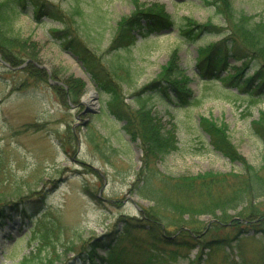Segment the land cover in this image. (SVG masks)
<instances>
[{
  "label": "rangeland",
  "instance_id": "obj_1",
  "mask_svg": "<svg viewBox=\"0 0 264 264\" xmlns=\"http://www.w3.org/2000/svg\"><path fill=\"white\" fill-rule=\"evenodd\" d=\"M41 1L52 14L37 18L31 3L28 13L22 12L16 20L15 29L27 40L26 49L0 51V219L6 215L0 227V264H19L24 259L46 264L49 257H60L55 258L56 264H87V252L81 250L91 248L90 240L111 239L110 233L122 231L120 219L142 218L155 202L139 193L140 186L164 188L162 176L177 179L213 173L234 183L232 173L240 171L242 164L216 150L200 126V116L225 128L236 150L264 177V139L255 132V122L264 120V95H255L251 102V93L234 88L239 96L234 95L219 80H207L198 73V50L222 39L218 32L225 28L212 4L139 0L166 14L173 24L150 34L135 30L136 42L128 51L113 50L110 44L117 23L135 10L133 0ZM232 1L237 12L264 21V0ZM77 5L79 13L74 12ZM189 19L211 20L219 29L189 41L181 34ZM64 27L70 31L68 37L74 36L71 46L54 34ZM174 51L176 66L190 76L189 91L198 103L182 106L170 96L145 88L168 65ZM80 56L90 64L96 61L98 80ZM15 57L21 64H13ZM32 67L37 75L29 72ZM108 78L119 85L128 111L138 109L142 98L153 119L164 127L162 131L176 139L177 148L153 160L150 167L143 157L139 127V136L133 139L125 121L109 111L111 94L100 85ZM88 79L98 92L93 104L82 102L89 90ZM87 107L95 112H84ZM246 204L245 209L242 204L229 208L226 220L220 218L222 211L190 217L185 228L203 232L199 239L205 245L210 242V247L160 244V252L151 257L146 227L132 231L141 248L125 243L124 253L134 261L152 259V264H264V231L245 226ZM254 206L259 214L264 212V197L259 193ZM161 214L162 226L169 227L164 230L166 236L183 243L179 227L169 223L179 215ZM232 218L240 220L238 226L244 229L237 239L238 226L230 224ZM99 250L105 255L106 250Z\"/></svg>",
  "mask_w": 264,
  "mask_h": 264
},
{
  "label": "trees",
  "instance_id": "obj_2",
  "mask_svg": "<svg viewBox=\"0 0 264 264\" xmlns=\"http://www.w3.org/2000/svg\"><path fill=\"white\" fill-rule=\"evenodd\" d=\"M74 1L78 2V0ZM138 1L133 0L135 10L132 14L124 16L117 23V34L110 44L113 50L122 48L129 51L130 47L136 42L135 30H143V34H150L161 31L164 25L166 26L165 28L171 26L173 21L166 14L148 8L145 4H141ZM205 1L212 4L216 13L224 19L225 28L224 31L220 30L218 32L219 34H223L222 39L205 44L198 50L196 60L198 73L207 80H219L234 95L239 96L233 91L234 88L237 92L251 93L250 101L254 102L255 95H264V21L256 20L254 16L245 12H237L232 0ZM31 3L34 6L37 18L42 13L52 14V12L45 10V1L0 0V51L3 53L13 49H19L20 52L26 49L27 40L23 39L19 30L15 29V24L20 14L29 10V4ZM74 12H80L78 5L74 6ZM57 16L59 18L60 15ZM213 29L217 30L219 26L215 25L211 20L199 23L189 19V24L182 27L181 34L189 41H195L202 34L211 33V31H214ZM68 32L70 31L66 27L65 30L61 29V32L59 30L54 32V34L60 35V38H64V44L71 46L74 36L68 37ZM85 50L89 51V48ZM174 54H176L175 51L171 55L168 65L145 88L161 92L165 96L167 95V97L170 96L169 98L176 100L182 106L198 103V97H193V92L189 91L188 82L190 76L186 75L185 70L181 67L176 66V56ZM15 58L16 60L13 59V64H21L19 58ZM80 58L83 60L81 56ZM230 58L235 60L234 63L230 61ZM240 60L243 61L238 65L237 62ZM83 62L90 73L93 74L97 70L96 61H93V64L87 63L85 60ZM120 64L123 65V63ZM251 68H253V72L250 71ZM29 69V72L34 71V74L37 75L34 67ZM223 71H225L224 74H222ZM94 75L98 80V73L96 72ZM112 81L115 82L114 79L108 78L100 84L103 89L111 94L109 111L118 116L120 120L125 121L124 127L133 139L137 135L139 136L137 134L139 127L143 143V157L148 167H150L151 163L154 162L153 160L163 158L177 148L176 139L168 131L167 133L162 131L164 127L162 128L153 119L149 108H146L142 98H139L138 109H129L130 111H128V107H126L128 105L123 100L119 85L117 82L114 84ZM262 116L263 113L261 112L260 118ZM200 126L209 134L211 143L216 150L220 151L232 162H240L242 164L240 171L232 173L235 180H233L234 183L230 184L231 178L220 177L213 173H199L177 177V179L162 176L160 180L164 188L168 189L166 191H164V188L153 189L143 184L140 186L139 193L145 198H151L155 202V205L150 209H145L142 218L128 217L120 219L121 222H124L123 230L110 233L109 238L111 239H104L102 241L98 239L90 240L91 248L81 250L87 252L85 256V260H88L87 264H152V259L134 261L127 258V255L124 253L126 251L125 243L137 249L141 248L137 242L135 243L132 231L143 230L146 227L149 229L146 231L148 233L147 238L149 239L148 252L151 257L156 256L157 252H160V244L177 246H190L192 244L193 246L203 245V247H210V242H206L205 245L199 239L203 232L200 234V230H195L194 228L190 230L189 227L186 229L185 223H189L191 216L204 213L216 215L218 211H222L220 218L226 220L229 217V208H236L242 204L243 209L245 207L243 205L246 203L249 206V212L243 210V212H247V216H245L247 223H245V226H253L252 230L258 227L264 231V212L259 214L258 208L254 209L255 206L253 207L254 196L256 194L259 193L260 196L264 197V177L260 174L261 169H258L244 159L231 142L225 128H222L218 123L207 117L200 116ZM255 132L264 139V120L255 122ZM262 168L264 169V166ZM262 171L264 173V170ZM146 180H148V175ZM169 195H174V197L172 198ZM1 200L2 197L0 195ZM161 211L172 212L176 216L179 215L178 219L173 218L169 223L174 227H179L177 230L178 237L179 240L184 241L183 243L178 242L177 237L169 238L166 236L164 230L169 227L162 226L161 218H159V216H162ZM185 215L188 216L187 219L184 217ZM3 216L6 215L1 214L0 227L3 225ZM230 224L238 226L240 225V220L232 218ZM243 230V228L238 226V232L234 239H237ZM247 230L252 231L251 228ZM185 235L188 238L181 237ZM222 240L220 239V241ZM52 247L54 252H58L55 251V246ZM99 249L106 250L105 255L99 253ZM55 258L57 260L60 259V257ZM55 258H46L44 263L56 264ZM19 264L37 263H31L29 259H24Z\"/></svg>",
  "mask_w": 264,
  "mask_h": 264
},
{
  "label": "bare ground",
  "instance_id": "obj_3",
  "mask_svg": "<svg viewBox=\"0 0 264 264\" xmlns=\"http://www.w3.org/2000/svg\"><path fill=\"white\" fill-rule=\"evenodd\" d=\"M78 70H80V69H78ZM88 81H89V90L86 94H84L82 102L84 101L83 102L84 104H86V103L87 104H91V103L93 104V103H96L95 98H96L98 92L96 91L95 86L92 84L91 80L88 79Z\"/></svg>",
  "mask_w": 264,
  "mask_h": 264
},
{
  "label": "water",
  "instance_id": "obj_4",
  "mask_svg": "<svg viewBox=\"0 0 264 264\" xmlns=\"http://www.w3.org/2000/svg\"><path fill=\"white\" fill-rule=\"evenodd\" d=\"M87 111H89V112H92L93 113V109L92 108H90V107H87L86 109H85V111L84 112H87ZM95 112V111H94Z\"/></svg>",
  "mask_w": 264,
  "mask_h": 264
}]
</instances>
